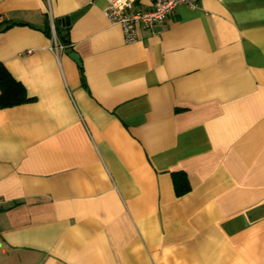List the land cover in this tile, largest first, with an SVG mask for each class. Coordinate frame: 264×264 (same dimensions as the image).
<instances>
[{
	"label": "crops",
	"instance_id": "obj_1",
	"mask_svg": "<svg viewBox=\"0 0 264 264\" xmlns=\"http://www.w3.org/2000/svg\"><path fill=\"white\" fill-rule=\"evenodd\" d=\"M197 3L0 0V264H264V0Z\"/></svg>",
	"mask_w": 264,
	"mask_h": 264
},
{
	"label": "built area",
	"instance_id": "obj_2",
	"mask_svg": "<svg viewBox=\"0 0 264 264\" xmlns=\"http://www.w3.org/2000/svg\"><path fill=\"white\" fill-rule=\"evenodd\" d=\"M103 13L113 24H118L123 32L124 41L133 43L138 37L137 26L152 28L163 22L177 6L185 4L197 6L198 0H150L149 6L141 8L136 0H104ZM59 47H61L59 45ZM57 48V47H56ZM0 198V206L2 204Z\"/></svg>",
	"mask_w": 264,
	"mask_h": 264
},
{
	"label": "trees",
	"instance_id": "obj_3",
	"mask_svg": "<svg viewBox=\"0 0 264 264\" xmlns=\"http://www.w3.org/2000/svg\"><path fill=\"white\" fill-rule=\"evenodd\" d=\"M58 37L62 43L67 44L65 33L57 30ZM81 82L84 84V75L79 66ZM33 97L27 94L25 86L20 83L19 80L14 78L6 66L0 62V107H11L19 105L25 102L32 101ZM171 178L173 181L174 193L176 195H183L190 190L189 182L187 181L186 173L182 170H176L171 172Z\"/></svg>",
	"mask_w": 264,
	"mask_h": 264
},
{
	"label": "water",
	"instance_id": "obj_4",
	"mask_svg": "<svg viewBox=\"0 0 264 264\" xmlns=\"http://www.w3.org/2000/svg\"><path fill=\"white\" fill-rule=\"evenodd\" d=\"M67 18H65L66 20ZM66 52L69 54L70 58H73L76 60L77 63H80V59L78 57V54L72 49V48H68L66 50Z\"/></svg>",
	"mask_w": 264,
	"mask_h": 264
}]
</instances>
